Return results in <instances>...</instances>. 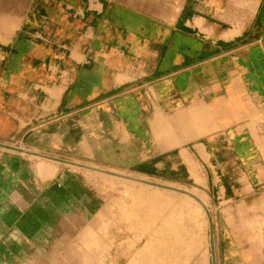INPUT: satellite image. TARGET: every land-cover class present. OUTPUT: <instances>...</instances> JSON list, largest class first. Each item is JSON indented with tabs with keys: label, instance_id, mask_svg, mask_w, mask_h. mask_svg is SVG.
Instances as JSON below:
<instances>
[{
	"label": "crops",
	"instance_id": "0c3cea01",
	"mask_svg": "<svg viewBox=\"0 0 264 264\" xmlns=\"http://www.w3.org/2000/svg\"><path fill=\"white\" fill-rule=\"evenodd\" d=\"M79 165L194 189L213 263L264 264V0H0V264Z\"/></svg>",
	"mask_w": 264,
	"mask_h": 264
},
{
	"label": "rangeland",
	"instance_id": "374dc122",
	"mask_svg": "<svg viewBox=\"0 0 264 264\" xmlns=\"http://www.w3.org/2000/svg\"><path fill=\"white\" fill-rule=\"evenodd\" d=\"M4 148L15 151L18 146L9 143ZM87 166L136 179L85 168L81 187L75 186L71 195L62 197L56 215L47 211L52 220L43 221L42 237L26 238V252L13 254L15 262L220 264V254L215 255L216 263L210 255L217 211L200 203L199 198L206 199L201 193L138 178L122 169ZM23 240L17 238L16 244L20 246ZM149 243L147 255L144 249Z\"/></svg>",
	"mask_w": 264,
	"mask_h": 264
},
{
	"label": "water",
	"instance_id": "95a60500",
	"mask_svg": "<svg viewBox=\"0 0 264 264\" xmlns=\"http://www.w3.org/2000/svg\"><path fill=\"white\" fill-rule=\"evenodd\" d=\"M79 166H81V165H79ZM81 167H84V168L92 170V171L100 172V173H103V174L114 175V176H117V177H120V178L128 179L126 176H123V175H120V174H116V173H111V172L103 170V169H96V168L88 167V166H81Z\"/></svg>",
	"mask_w": 264,
	"mask_h": 264
},
{
	"label": "bare ground",
	"instance_id": "6f19581e",
	"mask_svg": "<svg viewBox=\"0 0 264 264\" xmlns=\"http://www.w3.org/2000/svg\"><path fill=\"white\" fill-rule=\"evenodd\" d=\"M96 169H98V168H96ZM120 175H121V174H120ZM123 176H126V175H123ZM126 177H127L129 180H134V179L131 178V177H128V176H126ZM135 179H136V178H135ZM140 181H141V180H140ZM140 181H138V182H140ZM145 182H146V181H145ZM142 183H143V182H142ZM176 214H177V213H176ZM178 221H179V220H178ZM178 221H177V222H178ZM160 232H161V231H160ZM192 242H193V241H192ZM151 246H152V245H151ZM152 247H153V246H152ZM152 247H151V248H152ZM152 249H153V248H152ZM144 250L148 251L147 255L151 253V252H150V243L146 245V247H145ZM151 251H152V250H151ZM149 252H150V253H149ZM139 255H141V254H139ZM139 255H138V256H139ZM140 257H141V256H140ZM135 259H136V258H135ZM151 262H152V261H151ZM153 263H154V262H153ZM144 264H145V263H144ZM148 264H149V263H148ZM154 264H155V263H154Z\"/></svg>",
	"mask_w": 264,
	"mask_h": 264
}]
</instances>
